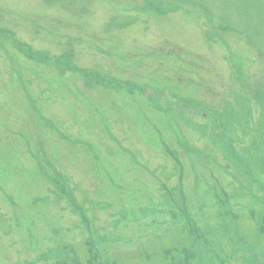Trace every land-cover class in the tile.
I'll list each match as a JSON object with an SVG mask.
<instances>
[{"label": "rangeland", "instance_id": "1", "mask_svg": "<svg viewBox=\"0 0 264 264\" xmlns=\"http://www.w3.org/2000/svg\"><path fill=\"white\" fill-rule=\"evenodd\" d=\"M90 196L114 213L87 224ZM127 216L137 262L196 232L182 264H264V0H0V264L69 262Z\"/></svg>", "mask_w": 264, "mask_h": 264}, {"label": "trees", "instance_id": "2", "mask_svg": "<svg viewBox=\"0 0 264 264\" xmlns=\"http://www.w3.org/2000/svg\"><path fill=\"white\" fill-rule=\"evenodd\" d=\"M186 177L187 176H185V178ZM80 183H77V185H76L77 188L75 189V191L71 192V195L75 196V198H76V195H75L76 193L78 194V193L83 192L84 195L85 194H89L86 190H84V189L81 190V184ZM74 184H76V183H74ZM221 188H223V187H221ZM61 190L62 189H59V191H61ZM67 194H68L67 191H66V193L58 192L57 196H58V198H60V201H62V200H64L67 197V196H65ZM84 202L85 203L87 202V204H88V206L85 205L86 208H85V212L83 213V215H84L83 217H85L86 223L87 224H93V223L97 222L98 220H100V218H101L100 217L101 208L98 207L97 205H93V203H95V200L93 199V197L91 198V196H90V197H88V199L86 197ZM217 203L220 206L222 204V201L217 200ZM83 204L84 203H82L81 205H83ZM82 207H84V206H82ZM72 212L75 213V214H80L81 213V211L79 212L78 208H76V210L72 211ZM59 218H60V216H59ZM189 220H191V219L190 218H186L187 224H189ZM195 222L198 223V220L195 219L194 223ZM202 222H205V223H207V224H209L211 226V228L213 229V232H214V234L216 236V242L218 244H221L223 239H224V237H225V235L221 232V229H220V228H222L221 227V223L217 221L216 222L217 224H215V223L211 224L210 223V218H208L206 220L202 219ZM189 227L192 230H194L197 226L195 225V227H194V225L189 224ZM57 230H59V228ZM200 237H201V241H203V237L202 236H200ZM198 239H199V237H192V242L196 243V241ZM105 245H106L105 240L102 243H95V242H93V240L85 238L84 240H81V243L79 244V247L81 249H84L83 251L86 252V254L89 255V253H90L91 256L88 259V264H118V262L121 263V260L122 261L124 260L123 257H119V256L113 258L111 256L110 250H108L107 247H106V249H104V251H103L104 260L102 261V258H101L102 252H100V249L105 247ZM73 247L75 248L74 245H72V246H68L67 245L66 247L63 246V249H66V252H69V251L72 252V251L75 250ZM140 254H142V255H140V256H138L136 258L133 257L136 261H131V260L128 261L126 259L125 263H127V264H138V263H140V262H137V260L139 261L140 258H145L143 253H140ZM110 258H112V259H110Z\"/></svg>", "mask_w": 264, "mask_h": 264}]
</instances>
